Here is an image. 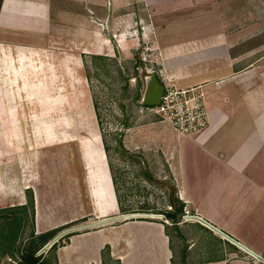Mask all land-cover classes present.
<instances>
[{"label":"crops","instance_id":"1","mask_svg":"<svg viewBox=\"0 0 264 264\" xmlns=\"http://www.w3.org/2000/svg\"><path fill=\"white\" fill-rule=\"evenodd\" d=\"M226 3L0 0V98L29 103L35 97L79 96L85 86L83 54L100 56L98 48L104 51L109 40H119L123 50L130 45V51L143 41L147 44L143 59L161 66L163 80L181 88L201 85L206 94L210 124L203 133L183 134L162 121L144 132L163 152L177 196L185 203L184 218L175 224L117 221L111 227L120 230L115 237L108 230L80 232L72 236L67 251L58 247L59 264H264V42L255 40L264 30L258 21L250 27L237 25L242 14L229 22ZM105 33L110 37L103 36ZM249 39L254 46L243 48ZM241 74L244 89L232 84L223 94L222 102L231 105L214 104L210 98L216 93L213 88ZM50 105L54 106L52 101ZM65 122L62 128L66 129V117ZM65 132L67 137L68 128ZM91 132L94 137L95 130ZM142 135H138L140 140ZM84 141L83 158L90 173L94 168L89 152L100 151L106 185L101 190V183H91L97 207L105 213L110 210V192L116 195L107 157L99 134L96 140ZM26 186V190L33 189ZM24 204L27 202L10 206ZM116 206L120 209L118 200ZM191 215L194 217H188ZM34 216L33 230L37 225V214ZM37 227L36 235L51 228ZM179 242H185L182 249ZM109 243L111 254L106 253L104 259L101 249ZM72 246L76 256L67 254L72 253ZM88 253L91 257L86 259L83 255Z\"/></svg>","mask_w":264,"mask_h":264},{"label":"rangeland","instance_id":"2","mask_svg":"<svg viewBox=\"0 0 264 264\" xmlns=\"http://www.w3.org/2000/svg\"><path fill=\"white\" fill-rule=\"evenodd\" d=\"M226 4L229 22L234 23V16L242 14L241 20L237 19V25L241 23L243 27H250L258 21L261 30H264V0H227ZM103 36L110 37V34L105 33ZM118 39L121 38L118 36ZM256 39L264 42V31ZM118 41L111 40L110 43L109 40V46L104 51L98 48L102 53L98 57L83 54L85 86L79 91V96L35 97L29 103L24 102V99H13L12 102L11 99L0 98V122L3 121L0 124V209L10 206L11 203L29 202L27 219L24 209L21 208L15 210L16 213L0 210V228L3 213L20 216L25 222L28 221L21 229L22 234L17 238V245L24 247L32 240L34 214H37L36 221L40 228L51 227L41 234L58 231L51 240L63 252L72 243V236L80 232L101 233L108 230V235L115 237L120 234V230L111 227L117 221L170 220L163 214L172 209L171 201L176 195V188L174 189L169 166L162 159V150L153 140H147L144 133L147 129H152L156 122H161V119L140 103L145 88V76L149 72H156L161 78V66L143 59L146 56L144 52H147V44L143 41L131 51L130 45H126V50H123ZM251 41L249 39L243 48L254 46ZM243 82L242 74L222 82L223 84L213 88L216 93L210 97L211 101L217 105L222 103L230 106V101L222 102L226 87L236 84L244 89ZM232 93L234 98L235 94L233 91ZM62 98L65 100L59 101ZM233 103H236L235 99ZM4 104L7 108L3 107ZM42 105L45 107L42 108ZM12 109L16 113L11 114ZM12 115L16 117L12 119ZM65 117L68 121L67 137V128H62V124L66 123ZM17 118L19 121L14 126L9 124L10 120L16 121ZM21 118H25L27 123H23ZM93 130L96 132L95 138L91 132ZM71 133L76 135H70ZM98 134L107 157L109 172L111 161L117 177L123 205L127 209L135 210V213L122 214L120 209L116 210L118 198L115 194L113 197L111 192L110 210L103 213L97 207L91 182L101 183L102 190L106 185V173L102 170V159L97 148H94L95 152H89L92 167L96 171L95 176L93 171H88L83 148L87 146L84 139L96 140ZM138 135H142L141 140ZM134 137H137L136 140ZM106 146L109 148L108 153ZM198 154L201 152L198 151ZM262 161L259 160L258 163L262 164ZM26 185L34 190H26ZM113 188L115 190L114 186ZM125 215L134 217L124 218ZM37 225L34 226V234L39 233ZM200 235L202 234H196ZM184 244L185 242H179L180 249ZM0 245V264H19L18 259L2 255L1 250L5 243ZM72 248V253L67 254L76 256L75 248ZM111 249L110 243L101 249L104 259L106 253L111 254ZM41 253L53 259V249L46 248ZM83 256L88 259L91 254ZM107 264L117 263L108 261Z\"/></svg>","mask_w":264,"mask_h":264},{"label":"trees","instance_id":"3","mask_svg":"<svg viewBox=\"0 0 264 264\" xmlns=\"http://www.w3.org/2000/svg\"><path fill=\"white\" fill-rule=\"evenodd\" d=\"M147 107H152L151 105H146ZM109 148L106 146V151L108 153ZM110 164V172L113 180V184L116 191V196L118 198L119 208L121 210L122 214H132L135 213V210H130L124 207L120 189L117 186V177L114 174V170L112 167L111 161ZM176 186H174V189ZM176 195L173 197L171 201V207L172 209L164 213V217L166 219H170L169 221H172L174 224L182 220L183 216L185 215V203L177 196V189H175ZM31 203L33 201H30ZM29 202L24 205H17V206H8L5 208H2L0 210L16 213L15 210L17 209H24L26 213V219H27V208ZM27 206V207H26ZM33 206V204H32ZM1 218L3 219L1 228H0V244L5 243L3 250H1L2 255H10L14 257L15 259H18L19 264H59L58 257H57V250L58 245L57 243H54L50 249H53L54 255L53 259L51 260L47 256H43V253L37 255V252L42 249L48 242L51 241L52 238L56 237L58 234V231L43 233L40 235L34 234L35 230H32V240L29 242L28 245H25L24 247L20 245H17V238L19 235L22 234V227L27 225L24 221L23 217L20 216H13L8 215L6 213H3L1 215ZM1 246V245H0ZM182 260L186 262V257H183Z\"/></svg>","mask_w":264,"mask_h":264},{"label":"built area","instance_id":"4","mask_svg":"<svg viewBox=\"0 0 264 264\" xmlns=\"http://www.w3.org/2000/svg\"><path fill=\"white\" fill-rule=\"evenodd\" d=\"M165 90L161 102L150 107L162 122L183 134H201L210 124L206 94L201 85L181 88L163 80Z\"/></svg>","mask_w":264,"mask_h":264},{"label":"water","instance_id":"5","mask_svg":"<svg viewBox=\"0 0 264 264\" xmlns=\"http://www.w3.org/2000/svg\"><path fill=\"white\" fill-rule=\"evenodd\" d=\"M164 90H165V84L163 82V79H161L156 72H149L145 76V88H144V92H143L142 98L140 100V103L143 105H151V106L159 104L161 102V98H162V95L164 93ZM127 216H130V215H125V217H127ZM188 217L193 218L194 216L191 215ZM212 227H214V226H212ZM214 229H216L219 233L225 235L229 239H232L230 236H228L226 233L222 232L220 229H218L216 227H214ZM232 240L235 242L234 239H232ZM53 242H54V240H51L50 242H48L39 251V254L41 252H43L46 248H50L52 246ZM252 254H254V253H252Z\"/></svg>","mask_w":264,"mask_h":264},{"label":"bare ground","instance_id":"6","mask_svg":"<svg viewBox=\"0 0 264 264\" xmlns=\"http://www.w3.org/2000/svg\"><path fill=\"white\" fill-rule=\"evenodd\" d=\"M68 133V132H67ZM67 139V138H66ZM161 215V214H160ZM162 216V215H161Z\"/></svg>","mask_w":264,"mask_h":264}]
</instances>
